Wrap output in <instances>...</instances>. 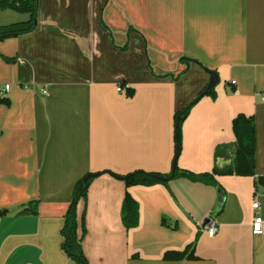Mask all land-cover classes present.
Listing matches in <instances>:
<instances>
[{"label": "crops", "instance_id": "1", "mask_svg": "<svg viewBox=\"0 0 264 264\" xmlns=\"http://www.w3.org/2000/svg\"><path fill=\"white\" fill-rule=\"evenodd\" d=\"M28 20L0 9V27ZM209 72L214 98L198 99L183 120L176 167L228 165L213 152L234 141L232 120L243 114L255 125V177L125 188L118 176L169 175L174 115ZM5 85L0 264H76L60 231L76 183L91 174L76 204L88 264H264V223L252 232L253 203L264 220V0H38L34 29L0 40ZM125 193L138 207L129 229ZM32 203L34 215L19 214ZM191 246L195 259H164Z\"/></svg>", "mask_w": 264, "mask_h": 264}, {"label": "trees", "instance_id": "2", "mask_svg": "<svg viewBox=\"0 0 264 264\" xmlns=\"http://www.w3.org/2000/svg\"><path fill=\"white\" fill-rule=\"evenodd\" d=\"M38 0H0V9H10L18 13H27L29 20L25 23H17L9 26L0 27V40L15 37L21 34L30 32L35 27L36 11ZM130 93V92H129ZM203 96H211L214 98V90H206L204 88L198 96L187 106L177 111L174 115V174L172 178L182 177L190 181H201L205 183H214V176H243L255 177V125L252 116H245L239 114L232 120V132L234 141L227 144H221L215 147L213 152V159L229 161L225 167L218 168L216 165L210 173L194 174L185 170H178L176 167V160L180 150V126L186 118L190 108L195 102ZM0 102H4L0 98ZM108 173L113 177L115 174ZM156 175L162 178L158 173H144L136 171L118 176L123 181L125 188L144 185L150 186L160 183L148 177V175ZM99 174L87 175L89 178L84 182V178L78 181L73 190V198L64 216V223L60 234L62 237L61 248L64 253L72 259L76 264H88L83 254L81 243L85 236L84 219L81 215L79 218L76 214V204L80 199L86 197L87 188L92 178ZM171 179V178H170ZM169 179V180H170ZM257 183L264 182V179L256 178ZM6 210H0V216L6 214ZM35 214V204L32 203L31 210H21L19 214ZM121 222L125 229L133 228L138 223V207L136 202L125 193L121 206ZM164 259L182 260L195 259L193 256L192 246L179 253H166Z\"/></svg>", "mask_w": 264, "mask_h": 264}, {"label": "built area", "instance_id": "3", "mask_svg": "<svg viewBox=\"0 0 264 264\" xmlns=\"http://www.w3.org/2000/svg\"><path fill=\"white\" fill-rule=\"evenodd\" d=\"M8 90V85H5L2 90H0V97L3 96V94ZM117 92H122L123 88L121 86L116 88ZM253 210V218H252V232L258 233L261 230L262 223H264V220H262L259 212V207L257 203H253L252 205ZM204 230L206 235L209 238H212L216 233L215 223L214 219L210 216L208 217L206 224L204 226Z\"/></svg>", "mask_w": 264, "mask_h": 264}, {"label": "water", "instance_id": "4", "mask_svg": "<svg viewBox=\"0 0 264 264\" xmlns=\"http://www.w3.org/2000/svg\"><path fill=\"white\" fill-rule=\"evenodd\" d=\"M209 77L210 78H209V82H208V85L206 87V90H211L216 85V82H217V77H216L215 73L209 72ZM174 162L175 161H172V168H171V171L169 173L170 174L169 177L162 178V177H159V176H156V175H152V174L148 175V177L151 178V179H154V180H156L158 182H167L170 178H172V176L174 174V164H175ZM88 178L89 177L86 176L83 181L86 182Z\"/></svg>", "mask_w": 264, "mask_h": 264}]
</instances>
